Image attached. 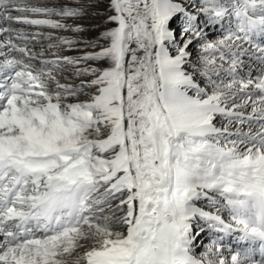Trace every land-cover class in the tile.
I'll return each instance as SVG.
<instances>
[{"label": "snow or ice", "instance_id": "obj_1", "mask_svg": "<svg viewBox=\"0 0 264 264\" xmlns=\"http://www.w3.org/2000/svg\"><path fill=\"white\" fill-rule=\"evenodd\" d=\"M94 6L0 0V264H264V0H108L65 55Z\"/></svg>", "mask_w": 264, "mask_h": 264}, {"label": "rangeland", "instance_id": "obj_2", "mask_svg": "<svg viewBox=\"0 0 264 264\" xmlns=\"http://www.w3.org/2000/svg\"><path fill=\"white\" fill-rule=\"evenodd\" d=\"M57 0H47V3L49 5L56 3ZM83 3L87 4L89 0H82ZM94 7H90L86 9V12L88 13L83 18L78 20H69L67 23L72 25H79L82 28V31L79 33H73V32H54L53 35H62V36H69L77 41H79V44L77 45V48L79 50L77 51H70L65 52V55L70 56H78L81 55L84 51H97L98 48H93L90 46V42H94L98 36L99 33L105 30V25L103 21L105 20L106 13L108 11V0H94ZM108 27H111V25H108ZM45 31H48L45 29ZM47 41H45V44ZM86 43H89V46H86ZM95 63V62H93ZM101 64H104L107 66L106 62H99ZM91 79V77H81L80 79L75 78L72 76L71 69L66 70L65 75L61 76V82L62 83H69V84H79L81 80H88ZM81 99H84V96L80 97ZM87 197H90L91 195H94L93 193L88 192ZM119 215V214H117ZM115 219V217L113 218ZM29 223V222H28ZM231 243L237 242L234 238V236L230 239ZM207 243V241H205ZM204 251V247L198 245L195 248V252L197 255H200Z\"/></svg>", "mask_w": 264, "mask_h": 264}, {"label": "bare ground", "instance_id": "obj_3", "mask_svg": "<svg viewBox=\"0 0 264 264\" xmlns=\"http://www.w3.org/2000/svg\"><path fill=\"white\" fill-rule=\"evenodd\" d=\"M87 193L88 192L85 190L76 189H71L70 191L61 193L59 200L52 204L47 211L48 222H52L53 220L60 218L66 212L76 213L79 210V201L89 198L86 196L88 195ZM28 222L32 223L33 218L30 217L26 223ZM236 243L237 242L232 244ZM74 258V255L67 257L68 264H73Z\"/></svg>", "mask_w": 264, "mask_h": 264}, {"label": "clouds", "instance_id": "obj_4", "mask_svg": "<svg viewBox=\"0 0 264 264\" xmlns=\"http://www.w3.org/2000/svg\"><path fill=\"white\" fill-rule=\"evenodd\" d=\"M245 199L247 202L239 211L242 216L247 217L249 222L256 226L258 230L264 231V196L254 194Z\"/></svg>", "mask_w": 264, "mask_h": 264}]
</instances>
